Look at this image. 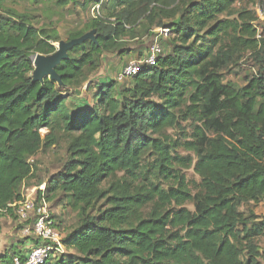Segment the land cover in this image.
<instances>
[{"label": "trees", "instance_id": "obj_1", "mask_svg": "<svg viewBox=\"0 0 264 264\" xmlns=\"http://www.w3.org/2000/svg\"><path fill=\"white\" fill-rule=\"evenodd\" d=\"M7 1L0 217L15 213L10 204L23 198L38 154L62 142L63 168L38 195L79 215L65 251L44 264H264V214L254 210L264 203V0H51L99 6L68 33L95 30L96 41L70 50L57 66L61 84L33 79V56L55 53L59 32ZM148 37L162 46L154 65L122 80L90 79L106 55L140 60L144 43L136 55L129 46ZM247 56L254 70L241 84L226 79ZM14 255L23 250L1 253L0 263Z\"/></svg>", "mask_w": 264, "mask_h": 264}, {"label": "rangeland", "instance_id": "obj_2", "mask_svg": "<svg viewBox=\"0 0 264 264\" xmlns=\"http://www.w3.org/2000/svg\"><path fill=\"white\" fill-rule=\"evenodd\" d=\"M5 5L18 10L19 12H25L36 17L35 24L37 26H47L49 29L57 30L62 40H68L67 37L70 30L80 29L88 19L93 16L91 6L85 9L82 8L80 4H70L64 8H60L51 0H45L40 3H33L25 0H8ZM156 31L157 33H161V30L156 29ZM154 40L155 39L149 37L146 39H140L139 44L133 42L130 44L129 48L133 47L136 55V49H139L141 44L144 43L146 49H143V54H146L149 47L154 43ZM158 40L160 42L159 38ZM55 45L58 47L59 42ZM116 55L117 54L106 55L104 59L101 60L100 68L90 75V79L93 81L98 79H117V75L124 65L130 62H137V58L139 57L131 55L125 57L122 61ZM142 58L143 56L140 60ZM247 58L248 56L239 63V67L233 68L231 73L225 71L226 79L241 84L245 69L250 71L254 70V65H251L252 63H250ZM235 73H238V75H235ZM85 89L86 86L76 94L75 99L84 98L86 95ZM43 133L45 134L46 131L43 130ZM66 158L67 152L63 142L50 150L39 153L35 159L36 174L34 178L25 182L22 188L23 193L26 194L32 189H37L36 191H38L43 185L45 187L46 181L49 177L63 168ZM185 173L189 179L200 180L193 169L187 170ZM48 207L50 215L56 217L53 218V220L56 221L57 230L63 237L69 232L71 227L77 225L79 221L78 212L71 209L66 201H61L60 203L50 201ZM254 210L258 214H264V203L255 206ZM0 222L2 225V232L0 233V254L11 252L13 248H17L16 244H23V242L27 240V236L23 234L22 225L15 213L12 215L1 216ZM30 238L31 237H29V239ZM258 243L261 249L264 250V236L259 239ZM29 247H31V245ZM29 247L26 248V250H29ZM72 252L73 251H70V253Z\"/></svg>", "mask_w": 264, "mask_h": 264}, {"label": "built area", "instance_id": "obj_3", "mask_svg": "<svg viewBox=\"0 0 264 264\" xmlns=\"http://www.w3.org/2000/svg\"><path fill=\"white\" fill-rule=\"evenodd\" d=\"M99 6H93V16L96 15ZM259 13L264 15L259 8ZM162 33H167V29L159 28ZM162 53V46L159 40H155L149 47L147 53L141 60L130 62L119 73L117 79L131 77L140 72L144 65H154ZM44 191V185L40 187ZM37 189H32L28 193H23V198L10 206L14 209L19 222L22 225V232L25 236L37 241L23 255H14L11 259L0 264H44L51 256L65 251L62 242V234L57 230L54 220L49 212L48 201L44 195L39 196Z\"/></svg>", "mask_w": 264, "mask_h": 264}, {"label": "water", "instance_id": "obj_4", "mask_svg": "<svg viewBox=\"0 0 264 264\" xmlns=\"http://www.w3.org/2000/svg\"><path fill=\"white\" fill-rule=\"evenodd\" d=\"M86 40L96 41L95 30L89 31L81 37L71 40H61L58 49L55 53L50 55L36 54L33 56L34 71L33 79L35 81H43L45 77L58 81L61 84V77L57 72V66L63 61L70 58L69 52L76 45H80Z\"/></svg>", "mask_w": 264, "mask_h": 264}, {"label": "crops", "instance_id": "obj_5", "mask_svg": "<svg viewBox=\"0 0 264 264\" xmlns=\"http://www.w3.org/2000/svg\"><path fill=\"white\" fill-rule=\"evenodd\" d=\"M257 12H258L259 18L263 21L264 20V15H261L259 13V7H257ZM16 245H17V247L21 248V250H23V254H24V253H26L28 251V250H26V248H28L30 245H31V247L34 245V241L30 238V239L26 240L25 242H23V244H16ZM31 247H29V248H31Z\"/></svg>", "mask_w": 264, "mask_h": 264}]
</instances>
